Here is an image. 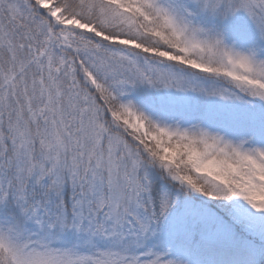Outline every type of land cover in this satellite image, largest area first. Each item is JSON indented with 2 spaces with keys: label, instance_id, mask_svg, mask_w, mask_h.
<instances>
[{
  "label": "snow or ice",
  "instance_id": "obj_1",
  "mask_svg": "<svg viewBox=\"0 0 264 264\" xmlns=\"http://www.w3.org/2000/svg\"><path fill=\"white\" fill-rule=\"evenodd\" d=\"M0 264H264V0H0Z\"/></svg>",
  "mask_w": 264,
  "mask_h": 264
}]
</instances>
